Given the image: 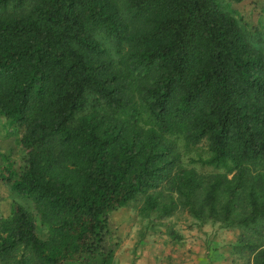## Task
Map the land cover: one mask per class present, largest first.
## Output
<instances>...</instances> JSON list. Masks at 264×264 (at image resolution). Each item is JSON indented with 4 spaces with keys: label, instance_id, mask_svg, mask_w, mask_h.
<instances>
[{
    "label": "trees",
    "instance_id": "obj_1",
    "mask_svg": "<svg viewBox=\"0 0 264 264\" xmlns=\"http://www.w3.org/2000/svg\"><path fill=\"white\" fill-rule=\"evenodd\" d=\"M0 116L21 131L0 181L32 205L0 216V263L111 264L109 216L143 196L264 264V47L218 0H0Z\"/></svg>",
    "mask_w": 264,
    "mask_h": 264
},
{
    "label": "rangeland",
    "instance_id": "obj_2",
    "mask_svg": "<svg viewBox=\"0 0 264 264\" xmlns=\"http://www.w3.org/2000/svg\"><path fill=\"white\" fill-rule=\"evenodd\" d=\"M218 1L224 11L237 18L252 46L263 48L264 0ZM20 132L0 116V173L7 163H19ZM176 144L185 167L200 173L223 171L206 163L211 153L205 142L190 145L177 138ZM143 200L138 196L111 212L105 237V245L114 253L111 264H250L247 254L237 249L239 228L196 219L179 206L168 216H160L158 211L141 212ZM15 202L32 209L27 199L0 181V216H9ZM37 231L41 236L46 233L41 225Z\"/></svg>",
    "mask_w": 264,
    "mask_h": 264
}]
</instances>
